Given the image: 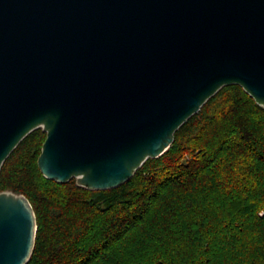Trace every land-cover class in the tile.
I'll list each match as a JSON object with an SVG mask.
<instances>
[{
	"label": "water",
	"instance_id": "obj_1",
	"mask_svg": "<svg viewBox=\"0 0 264 264\" xmlns=\"http://www.w3.org/2000/svg\"><path fill=\"white\" fill-rule=\"evenodd\" d=\"M231 85L264 108V0H0V173L42 129L46 179L120 187ZM37 229L0 192V264H28Z\"/></svg>",
	"mask_w": 264,
	"mask_h": 264
},
{
	"label": "trees",
	"instance_id": "obj_2",
	"mask_svg": "<svg viewBox=\"0 0 264 264\" xmlns=\"http://www.w3.org/2000/svg\"><path fill=\"white\" fill-rule=\"evenodd\" d=\"M45 140L30 133L0 173V192L36 214L28 264H264V108L242 87L221 89L114 189L46 179Z\"/></svg>",
	"mask_w": 264,
	"mask_h": 264
}]
</instances>
